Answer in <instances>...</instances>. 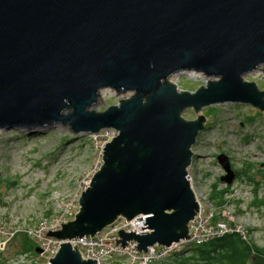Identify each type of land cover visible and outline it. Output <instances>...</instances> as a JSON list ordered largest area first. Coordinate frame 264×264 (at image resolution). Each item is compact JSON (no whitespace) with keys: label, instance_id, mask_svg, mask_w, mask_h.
<instances>
[{"label":"water","instance_id":"water-1","mask_svg":"<svg viewBox=\"0 0 264 264\" xmlns=\"http://www.w3.org/2000/svg\"><path fill=\"white\" fill-rule=\"evenodd\" d=\"M259 68L264 77V0H0V130L116 132L78 214L48 236L93 237L145 218V233H119L121 248L188 240L199 211L188 168L206 119L183 113L227 103L264 112V91L243 79ZM183 72L208 80L181 91L170 79ZM105 90L123 98L93 111ZM217 160L231 185L228 157ZM48 264L97 262L65 242Z\"/></svg>","mask_w":264,"mask_h":264},{"label":"rangeland","instance_id":"rangeland-1","mask_svg":"<svg viewBox=\"0 0 264 264\" xmlns=\"http://www.w3.org/2000/svg\"><path fill=\"white\" fill-rule=\"evenodd\" d=\"M243 79L264 91L261 68ZM207 80L201 73L184 72L171 77L170 82L181 91L195 92ZM122 98L111 90L102 91L93 111H105ZM199 115L205 117L206 125L193 146L188 168L197 201L213 221H223L235 233H243L252 246L264 250V112L250 105L227 103L203 108L198 115L192 108L183 113L187 120ZM115 135L113 130L74 135L63 126L0 130V264H11L10 259L19 253L37 256L26 231L79 207L81 194L103 165V148ZM221 154L228 157L236 174L226 194L223 189L227 184L220 181L225 171L217 160ZM215 192L226 202L215 200ZM174 261L157 258L147 264Z\"/></svg>","mask_w":264,"mask_h":264},{"label":"built area","instance_id":"built-area-1","mask_svg":"<svg viewBox=\"0 0 264 264\" xmlns=\"http://www.w3.org/2000/svg\"><path fill=\"white\" fill-rule=\"evenodd\" d=\"M111 137L106 143L112 141ZM91 180H89L87 187ZM86 187V188H87ZM196 196V195H195ZM197 199V198H196ZM199 204V211L194 220L188 225L189 239L180 242L171 247L154 246L151 247L148 253H141L135 248V242L127 243V248H121L119 237L120 232L136 233L139 235L142 230L145 218H137L132 221H127L120 218L113 225L107 227L102 232L91 237L76 238L69 241L57 240L49 237L48 234L62 229L64 224L74 220L76 214L80 210V206L68 215H60L58 218L50 221L43 220L38 226L26 231L27 236L31 239L35 248L38 247L41 253L33 256L32 253H19L12 259L11 264H48L59 252L61 245L65 242L69 243L72 248L78 251L83 260L96 261L97 264H147L149 260L157 258L177 259L181 256L188 255L186 246H199L213 239L224 236L228 233L235 232L227 227L223 221H213L208 214L205 213ZM239 233V232H237ZM242 236L244 234L242 233ZM245 239V237H243ZM161 260V259H160ZM43 261V262H42ZM164 261V260H163ZM160 262V261H158Z\"/></svg>","mask_w":264,"mask_h":264},{"label":"trees","instance_id":"trees-1","mask_svg":"<svg viewBox=\"0 0 264 264\" xmlns=\"http://www.w3.org/2000/svg\"><path fill=\"white\" fill-rule=\"evenodd\" d=\"M237 175L240 174L237 172ZM252 183L260 185L255 181ZM229 187L230 185L224 187L223 193H228ZM218 194L222 195L220 192H215L213 198L215 197V200L225 203L223 195L216 197ZM246 242L239 233H228L202 245L194 246L193 249L188 250V255L177 258L174 264H255L251 257L252 249ZM258 256L263 258L264 250L259 249L255 258Z\"/></svg>","mask_w":264,"mask_h":264},{"label":"flooded vegetation","instance_id":"flooded-vegetation-1","mask_svg":"<svg viewBox=\"0 0 264 264\" xmlns=\"http://www.w3.org/2000/svg\"><path fill=\"white\" fill-rule=\"evenodd\" d=\"M247 243V245L252 249V258H253V260H254V262H255V264H264V256H263V258H261V257H259L258 256V258H255V255H257L258 253H259V249L260 248H257V247H255V246H252L250 243H248V242H246ZM261 250V249H260Z\"/></svg>","mask_w":264,"mask_h":264},{"label":"bare ground","instance_id":"bare-ground-1","mask_svg":"<svg viewBox=\"0 0 264 264\" xmlns=\"http://www.w3.org/2000/svg\"><path fill=\"white\" fill-rule=\"evenodd\" d=\"M184 73V72H183ZM174 84V83H173ZM100 98H101V95H100Z\"/></svg>","mask_w":264,"mask_h":264}]
</instances>
